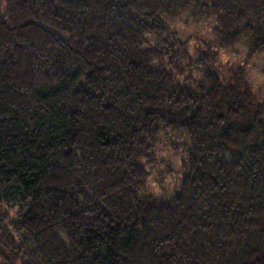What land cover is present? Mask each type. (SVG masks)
Returning a JSON list of instances; mask_svg holds the SVG:
<instances>
[{"label":"trees","instance_id":"obj_1","mask_svg":"<svg viewBox=\"0 0 264 264\" xmlns=\"http://www.w3.org/2000/svg\"><path fill=\"white\" fill-rule=\"evenodd\" d=\"M185 11L264 54V0H0V199L21 209L0 264H264V102L216 53L149 44ZM166 137L170 197L147 192Z\"/></svg>","mask_w":264,"mask_h":264},{"label":"rangeland","instance_id":"obj_2","mask_svg":"<svg viewBox=\"0 0 264 264\" xmlns=\"http://www.w3.org/2000/svg\"><path fill=\"white\" fill-rule=\"evenodd\" d=\"M215 29H221V23L214 16H194L191 11H185L178 19L169 22L167 33L149 34L147 38L152 46L159 44L176 46L178 42H185L193 58L200 57L206 51L212 54L216 53L217 57L213 64L220 72L221 77L228 79L235 74L239 77L242 76L245 85L252 94L251 103L264 102V54L249 58V39L246 36L241 38L238 43L219 50L217 47L219 45L218 36ZM171 139L174 140L172 143H176V140L181 142L180 139H175V137ZM171 139L168 137L162 139V147H160L162 152H160V155L167 160L166 164L171 167L172 173L170 174L168 168H166L161 181L160 167H158V169L155 168L151 171L148 181L147 192L155 196L170 197L175 192L182 176L180 166L182 158L181 155L169 147L168 141ZM20 210L19 200L7 201L0 199V222L15 219ZM0 261L3 262V260Z\"/></svg>","mask_w":264,"mask_h":264}]
</instances>
